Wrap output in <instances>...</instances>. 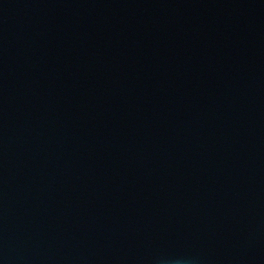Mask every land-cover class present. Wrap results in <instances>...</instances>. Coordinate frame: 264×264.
Segmentation results:
<instances>
[{
  "label": "water",
  "instance_id": "1",
  "mask_svg": "<svg viewBox=\"0 0 264 264\" xmlns=\"http://www.w3.org/2000/svg\"><path fill=\"white\" fill-rule=\"evenodd\" d=\"M0 264H264V0H0Z\"/></svg>",
  "mask_w": 264,
  "mask_h": 264
}]
</instances>
